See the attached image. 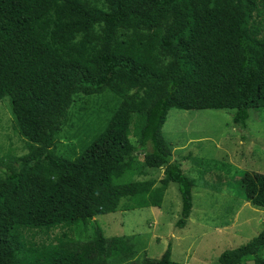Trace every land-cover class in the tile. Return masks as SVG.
<instances>
[{"label":"trees","instance_id":"1","mask_svg":"<svg viewBox=\"0 0 264 264\" xmlns=\"http://www.w3.org/2000/svg\"><path fill=\"white\" fill-rule=\"evenodd\" d=\"M120 99L74 159L57 136L81 94ZM8 98L23 156L0 157V264H128L133 236L106 237L96 216L160 208L170 183L187 225L194 182L162 135L170 110L232 111L246 128L264 109V0H0V101ZM130 136L136 139L134 146ZM163 167L155 182L122 181L136 154ZM244 199L264 209V175L245 172ZM91 225L92 236L35 241L36 231ZM264 229L217 264H264ZM140 264H173L171 247Z\"/></svg>","mask_w":264,"mask_h":264},{"label":"rangeland","instance_id":"2","mask_svg":"<svg viewBox=\"0 0 264 264\" xmlns=\"http://www.w3.org/2000/svg\"><path fill=\"white\" fill-rule=\"evenodd\" d=\"M119 102L109 91L74 96L58 132L57 154L71 160L80 154L103 130ZM231 112L172 109L167 114L162 135L172 160L180 161L194 182L193 208L184 228L175 227L181 199L174 183L169 184L160 208L127 210L128 202L123 200L116 212L92 219L106 237H134L135 254L128 264L159 258L168 245L173 264H217L222 252L246 244L264 229V209L246 202L239 184L245 172L264 175V109L249 111L245 129L232 123ZM130 140L137 146L133 136ZM28 147L5 97L0 101V157L23 156ZM136 160V168L122 181L150 180L159 186L164 168L146 166L139 153ZM64 234L86 241L92 236L91 225L36 231L35 241L48 243Z\"/></svg>","mask_w":264,"mask_h":264}]
</instances>
